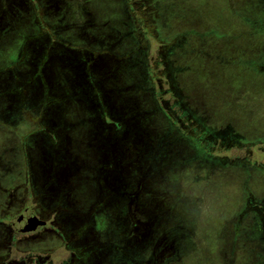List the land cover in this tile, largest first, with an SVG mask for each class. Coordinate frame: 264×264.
<instances>
[{
	"label": "rangeland",
	"instance_id": "obj_1",
	"mask_svg": "<svg viewBox=\"0 0 264 264\" xmlns=\"http://www.w3.org/2000/svg\"><path fill=\"white\" fill-rule=\"evenodd\" d=\"M0 264H264V0H0Z\"/></svg>",
	"mask_w": 264,
	"mask_h": 264
},
{
	"label": "water",
	"instance_id": "obj_2",
	"mask_svg": "<svg viewBox=\"0 0 264 264\" xmlns=\"http://www.w3.org/2000/svg\"><path fill=\"white\" fill-rule=\"evenodd\" d=\"M25 217L27 218L26 221H24ZM11 222L17 225V229H21L19 225L23 224V229L26 231H30L33 229L36 224L38 223V220L34 217V215H28L27 211H24L22 215H17L15 218L11 219Z\"/></svg>",
	"mask_w": 264,
	"mask_h": 264
},
{
	"label": "trees",
	"instance_id": "obj_3",
	"mask_svg": "<svg viewBox=\"0 0 264 264\" xmlns=\"http://www.w3.org/2000/svg\"><path fill=\"white\" fill-rule=\"evenodd\" d=\"M243 77V75H241V78ZM249 75H248V78L247 79H249ZM248 87H251L252 88V86H248ZM178 91H179V88H178ZM181 99V98H180ZM181 100H183V99H181ZM183 102H184V100H183ZM185 106H186V104H185Z\"/></svg>",
	"mask_w": 264,
	"mask_h": 264
},
{
	"label": "flooded vegetation",
	"instance_id": "obj_4",
	"mask_svg": "<svg viewBox=\"0 0 264 264\" xmlns=\"http://www.w3.org/2000/svg\"><path fill=\"white\" fill-rule=\"evenodd\" d=\"M26 220H27V218L24 219V221H26ZM14 225H16V224H14ZM16 226H17V225H16Z\"/></svg>",
	"mask_w": 264,
	"mask_h": 264
}]
</instances>
